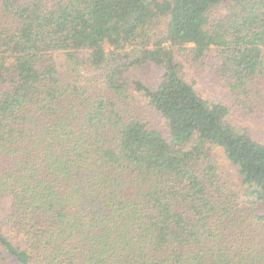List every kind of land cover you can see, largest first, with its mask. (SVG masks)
Here are the masks:
<instances>
[{
	"label": "trees",
	"instance_id": "1",
	"mask_svg": "<svg viewBox=\"0 0 264 264\" xmlns=\"http://www.w3.org/2000/svg\"><path fill=\"white\" fill-rule=\"evenodd\" d=\"M0 264H264V0H0Z\"/></svg>",
	"mask_w": 264,
	"mask_h": 264
},
{
	"label": "rangeland",
	"instance_id": "2",
	"mask_svg": "<svg viewBox=\"0 0 264 264\" xmlns=\"http://www.w3.org/2000/svg\"><path fill=\"white\" fill-rule=\"evenodd\" d=\"M182 61H184L185 65V70L187 72V77L189 80L193 81L194 87L197 90V92L204 98L211 100V101H222L224 100V93L221 91L220 87L210 78H207L205 75L202 76H197L194 73L193 68H191V65L189 62L186 61L185 58L180 57ZM157 68L152 66V65H146L144 66L143 70L141 71V78L144 80L145 83L148 85L152 86L157 79ZM233 121L238 125V129L244 132H248L250 129L251 133H254L252 129L256 126L248 124L244 120L237 119L235 116H233ZM233 123V122H232ZM233 123V124H234ZM258 132L254 133L257 134L258 136H261L260 134L262 133L260 130L261 128H258ZM221 159L222 156L226 160L224 153L220 151ZM227 166L232 170V172L235 171V168L227 162Z\"/></svg>",
	"mask_w": 264,
	"mask_h": 264
}]
</instances>
